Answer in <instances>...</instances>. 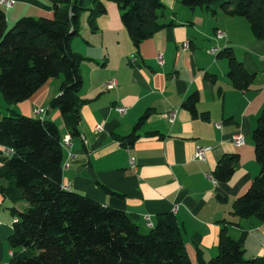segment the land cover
Segmentation results:
<instances>
[{
	"label": "crops",
	"instance_id": "1",
	"mask_svg": "<svg viewBox=\"0 0 264 264\" xmlns=\"http://www.w3.org/2000/svg\"><path fill=\"white\" fill-rule=\"evenodd\" d=\"M163 2L172 9L161 22L172 24L137 47L120 20L118 6L108 1L106 12L96 18L97 29L84 28L82 38L71 40V49L84 57L79 96L85 102L79 110L80 134L64 149V159L68 152L72 158L62 171L61 184L125 211L140 227L145 226V214L155 223L159 215L172 213L192 264H203L217 253L222 229L234 239L246 235V258L264 257V222L232 213L233 201L259 172L252 130L264 108V40L253 37L244 17L190 9L176 0ZM0 9L6 26L21 16L53 17L50 0H15L9 8L0 4ZM218 28L225 32L221 39L215 37ZM186 42L188 48L183 49ZM210 47L232 50L253 75L246 88L231 84L227 59L210 53ZM158 53L162 64L157 62ZM58 78H48L22 101L6 103L8 112L50 119L62 138L70 135L59 110L49 108V100L59 91ZM109 80L116 81L110 89ZM194 92L197 115L182 106ZM118 106L125 110L119 112ZM35 108H43L44 115H36ZM146 110L149 116L125 146V137ZM170 111H175L172 122L167 118ZM234 134L243 136L242 145L233 143ZM198 146L208 147L202 160L193 158ZM224 154H236L238 162L232 175L220 182L212 174ZM130 156L136 171L129 167ZM8 157L0 154V167ZM8 184V178H0V264H8L11 257V208L28 206L2 193Z\"/></svg>",
	"mask_w": 264,
	"mask_h": 264
},
{
	"label": "trees",
	"instance_id": "2",
	"mask_svg": "<svg viewBox=\"0 0 264 264\" xmlns=\"http://www.w3.org/2000/svg\"><path fill=\"white\" fill-rule=\"evenodd\" d=\"M50 0L53 17L21 16L11 27L0 9V92L6 103L19 102L33 94L48 78L61 75L58 93L49 100L57 108L72 137L79 136V110L85 102L80 62L84 58L70 47L79 34L78 18L88 11L91 31L96 18L106 12L104 0ZM117 3L120 20L137 47L172 21L162 23L163 0H111ZM190 9L203 7L213 14L248 20L254 38H264V0H176ZM217 56L228 62L227 76L236 88H246L253 75L228 47ZM209 78L214 80L213 75ZM198 95L182 103L193 115ZM146 110L125 137L130 144L144 124ZM259 172L249 187L232 203L240 218L255 216L264 222V108L252 130ZM62 136L50 119L34 118L11 111L1 116L0 144L13 153L0 167V178L9 184L1 188L12 202L24 201L22 210L11 208L16 222L8 237L11 257L8 264H192L172 213L158 216L151 228L141 230L134 217L121 209L105 206L81 192L61 188L64 149ZM238 162L236 154H224L213 170V178L226 181ZM109 192L108 189L105 188ZM115 195H118L114 193ZM244 236L234 239L225 229L218 237L217 253L203 264H264V257L244 258Z\"/></svg>",
	"mask_w": 264,
	"mask_h": 264
},
{
	"label": "built area",
	"instance_id": "3",
	"mask_svg": "<svg viewBox=\"0 0 264 264\" xmlns=\"http://www.w3.org/2000/svg\"><path fill=\"white\" fill-rule=\"evenodd\" d=\"M14 3H15V0H0V4L3 5L6 8L11 7ZM224 35H225V32L222 29L218 28V29L215 30V37L217 39L223 38ZM187 48H188V45H187V42H186V43L183 44V49H187ZM219 50L220 49L218 47H210L208 51L215 55V54H217L219 52ZM156 59H157V62L159 64H162L163 59H162V54L161 53L157 54ZM115 84H116L115 80H109L106 83V86H107L108 89H110V88H113L115 86ZM116 109L119 112H123L125 110L124 107H120V106L116 107ZM44 112H45V110L43 108H35L34 109V113L36 115H44ZM167 118H168V120L170 122H172L174 120V118H175V111H170L169 113H167ZM95 129L98 131V130L101 129V126L97 125L95 127ZM70 140H71V136L70 135H65L62 138L61 145H62L63 149H65V147L68 144H70ZM232 141H233V143L236 146H240V145H242L244 143V138H243V136L241 134H234L232 136ZM207 150H208V147H205V146L196 147V149L194 151V154H193V158L199 159V160L204 159ZM12 153H13V148H11V147H9L7 145H4V144H0V154L10 156ZM71 158H72V154L70 152H68L67 153V157L63 160V162L61 164L62 171H64L65 169H67L69 167ZM128 164H129V167L133 171H136V161H135V158L133 156H130L128 158ZM61 188L64 189V190L69 189L68 185H64V184H61ZM175 208L176 207H173V210H175ZM142 218H143V221H144V224H145L146 227L151 228L153 226V222L151 220V216L150 215L145 214V215H143ZM16 221H17V217H13L12 222H16Z\"/></svg>",
	"mask_w": 264,
	"mask_h": 264
},
{
	"label": "rangeland",
	"instance_id": "4",
	"mask_svg": "<svg viewBox=\"0 0 264 264\" xmlns=\"http://www.w3.org/2000/svg\"><path fill=\"white\" fill-rule=\"evenodd\" d=\"M109 2V3H113V5H116L117 6V3L116 2H114V1H111V0H104V2ZM85 5L87 6V7H89V6H92L91 5V2H90V0H86L85 1ZM170 6H165L163 9H162V17H160L159 18V21L161 22V21H166L167 19H168V16H167V14L168 13H170L171 12V9L169 8ZM2 9V8H1ZM210 13H212L211 11H209ZM88 11L87 10H82L81 11V13H80V16H79V18H78V25H79V34L78 35H75L74 36V38H82V36H81V34L84 32L83 30H84V28H86L87 29V27L89 28V26H88V23H87V17H88ZM243 19H245V21H247L248 22V20L246 19V18H243ZM13 25V23L12 24H10L9 26H7L8 28L9 27H11ZM248 25H249V23H248ZM261 40H264V38H261ZM59 78L58 79H60V81L62 80V76L61 75H59L58 76ZM0 110H1V116H4V115H7L9 112V110H8V105L6 104V102L4 101V99H3V97H2V94H1V92H0ZM253 217H255V216H253ZM141 230H147L146 229V227L145 226H141ZM245 233V232H244ZM244 236H246V235H244ZM244 258H246L245 256H244ZM247 259V258H246Z\"/></svg>",
	"mask_w": 264,
	"mask_h": 264
}]
</instances>
